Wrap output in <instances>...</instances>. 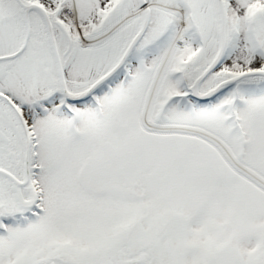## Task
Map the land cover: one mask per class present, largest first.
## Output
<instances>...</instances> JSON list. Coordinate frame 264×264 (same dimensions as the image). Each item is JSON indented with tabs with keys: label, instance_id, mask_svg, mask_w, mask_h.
Masks as SVG:
<instances>
[{
	"label": "snow or ice",
	"instance_id": "6c2138e0",
	"mask_svg": "<svg viewBox=\"0 0 264 264\" xmlns=\"http://www.w3.org/2000/svg\"><path fill=\"white\" fill-rule=\"evenodd\" d=\"M0 264H264V0H0Z\"/></svg>",
	"mask_w": 264,
	"mask_h": 264
}]
</instances>
